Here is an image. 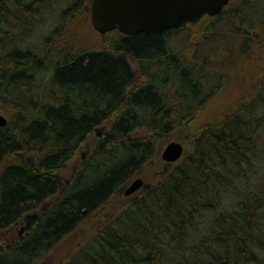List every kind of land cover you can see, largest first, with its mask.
Masks as SVG:
<instances>
[{
	"label": "trees",
	"instance_id": "1",
	"mask_svg": "<svg viewBox=\"0 0 264 264\" xmlns=\"http://www.w3.org/2000/svg\"><path fill=\"white\" fill-rule=\"evenodd\" d=\"M2 1L0 16L6 17ZM257 25L264 30V20ZM176 30L119 35L110 51L65 56L53 67L51 104L25 100L20 89L29 82L25 71L40 65L29 52L0 60V69H13L6 78L0 72V91L13 116L0 128V163L6 161L0 172V230L22 218L27 222L26 236L0 249V264L34 263L131 184L154 144L124 142L129 133L138 128L167 133L185 123L191 132L202 129L194 152L154 183H144L132 205L102 214L65 264H264V171L258 169L264 115L255 116L264 112V46L254 85L241 91L237 107L216 121L192 125L209 95L198 74L167 48L165 36ZM137 78L144 84L135 85ZM106 122L93 162L61 193L59 172ZM34 153L35 160L28 157ZM226 185L228 193L221 190Z\"/></svg>",
	"mask_w": 264,
	"mask_h": 264
},
{
	"label": "rangeland",
	"instance_id": "2",
	"mask_svg": "<svg viewBox=\"0 0 264 264\" xmlns=\"http://www.w3.org/2000/svg\"><path fill=\"white\" fill-rule=\"evenodd\" d=\"M91 3L92 0L1 2L4 5L3 14L6 11L8 15L0 16L3 20L0 24V60L19 51V53L29 52L40 63L36 70L25 71L29 82L28 85H22L20 88L27 94L25 100H32L35 97L38 103L47 101L51 104L55 98V87L52 86L51 79L56 63L62 61L65 56L75 57L87 51H110L112 42L117 41L119 36L116 31L101 35L93 28L90 20ZM198 19L191 22L192 25L187 23L179 27L175 33L165 36V44L171 54L177 55L193 73L198 74L197 80L204 85L203 91L208 93L209 97L207 96L203 107L198 110L199 114L192 125H206L208 122L216 121L221 115H227L226 113L231 111L229 107L230 109L237 107L241 91H250L254 85L259 62L264 60V55L261 60L264 30L258 29L260 26L257 25V21L264 20V0H230L219 16ZM130 65L134 73L139 72L136 63L131 61ZM12 71L13 69L9 68L4 70V67L0 69L4 78ZM1 79L0 83L4 80L3 76ZM144 82L143 78H137L135 85L141 86ZM8 102L5 93L0 91V115L11 121L13 116ZM263 115L264 112L255 113L256 117ZM108 128L107 122L97 126L86 143L80 146L76 157L59 172L61 193L72 184L81 169L93 162L97 147L104 139ZM190 130L191 126L185 123L175 126L167 133L154 132L146 128H138L129 133L124 142L151 140L154 150L147 162L130 178L128 185L137 178L143 179L144 183L152 184L159 178L161 172L193 153L202 129L195 132ZM171 142L179 143L183 148L181 158L173 163L166 162L162 158L165 148ZM259 155L264 156V153L259 152ZM28 157L35 160L36 153ZM17 158L13 156V159L17 160ZM5 163L6 161L0 163V172ZM258 164L259 171H264V158H259ZM225 188L221 189L222 192L228 193L230 187L226 185ZM242 188L245 189V186ZM124 191L116 193L102 209L88 217L75 231L64 237L53 249L32 264H65L70 257L73 258L84 246L102 214L105 212L108 214L117 207L132 205L138 196L137 193H133L130 196L135 197L126 200L125 197L128 196L124 195ZM51 202L53 199L45 202L40 210L44 211L52 204ZM230 204V201L229 203L225 201L226 209L230 208ZM40 210H36L35 213ZM26 232L27 222L24 218L15 225L0 230V249L3 250L5 246L19 242L26 236Z\"/></svg>",
	"mask_w": 264,
	"mask_h": 264
},
{
	"label": "water",
	"instance_id": "3",
	"mask_svg": "<svg viewBox=\"0 0 264 264\" xmlns=\"http://www.w3.org/2000/svg\"><path fill=\"white\" fill-rule=\"evenodd\" d=\"M229 0H93L90 18L93 28L100 34L113 30L133 36L154 32L158 35L192 22L201 14L217 16ZM7 120L0 115V127ZM183 154L182 145L171 142L162 158L169 163L176 162ZM144 181L137 178L125 189L130 196L142 187Z\"/></svg>",
	"mask_w": 264,
	"mask_h": 264
},
{
	"label": "flooded vegetation",
	"instance_id": "4",
	"mask_svg": "<svg viewBox=\"0 0 264 264\" xmlns=\"http://www.w3.org/2000/svg\"><path fill=\"white\" fill-rule=\"evenodd\" d=\"M183 25V24H182ZM181 25V26H182ZM180 26V27H181ZM169 31V30H168ZM168 31H166V32H168ZM166 32H164V33H166ZM151 33H154V32H151ZM164 33H162L161 35H163ZM116 34L119 36V35H121V36H124V35H122L121 33H119L118 31H116ZM156 34V33H155ZM161 35H158V36H161ZM133 36H135V35H133Z\"/></svg>",
	"mask_w": 264,
	"mask_h": 264
},
{
	"label": "bare ground",
	"instance_id": "5",
	"mask_svg": "<svg viewBox=\"0 0 264 264\" xmlns=\"http://www.w3.org/2000/svg\"><path fill=\"white\" fill-rule=\"evenodd\" d=\"M144 181V180H143Z\"/></svg>",
	"mask_w": 264,
	"mask_h": 264
}]
</instances>
